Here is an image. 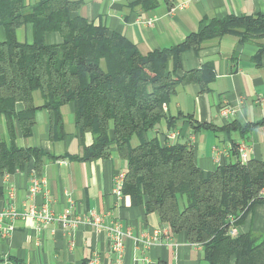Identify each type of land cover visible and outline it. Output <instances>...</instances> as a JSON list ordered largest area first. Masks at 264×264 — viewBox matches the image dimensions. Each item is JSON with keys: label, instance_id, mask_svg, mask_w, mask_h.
Returning <instances> with one entry per match:
<instances>
[{"label": "trees", "instance_id": "16d2710c", "mask_svg": "<svg viewBox=\"0 0 264 264\" xmlns=\"http://www.w3.org/2000/svg\"><path fill=\"white\" fill-rule=\"evenodd\" d=\"M81 6L72 0L33 5L0 0L5 32L0 42V120L6 129L0 134V177L24 171L32 161L40 177L46 160L55 157L17 146L19 133L29 137L37 111L44 109L50 115L51 140L64 139L61 108L73 104L76 127L93 136L81 159H106L115 149L127 165L123 194L133 205L156 214L171 234L185 233L190 243L202 245L209 264H230L233 258L236 264H264L263 236L228 235L264 204V161L228 163L206 173L189 145L148 137L168 119L165 106L179 85L196 81L207 91L214 80L211 69L177 75L181 54L227 35L242 42L264 39V15L214 19L181 45L143 54L122 35L78 15ZM27 25L33 27V42L21 43L17 31ZM49 32L59 33L62 43L47 44ZM263 54L264 45L258 56ZM38 92L40 108L34 101ZM174 120H168L171 128ZM256 126H264V119Z\"/></svg>", "mask_w": 264, "mask_h": 264}, {"label": "crops", "instance_id": "0c3cea01", "mask_svg": "<svg viewBox=\"0 0 264 264\" xmlns=\"http://www.w3.org/2000/svg\"><path fill=\"white\" fill-rule=\"evenodd\" d=\"M26 1L36 4L42 0ZM72 1L82 2L78 15L106 27L111 34L122 35L143 54L181 45L214 19L264 15V0ZM21 29L24 41L18 39ZM19 30V42H33L32 25ZM0 32L2 42L5 32ZM62 41L59 33L45 35L49 45ZM262 45L264 39L242 42L239 36L227 35L204 43L199 51L182 53L177 75L211 69L214 80L207 91L196 81L179 85L165 106L168 119L153 131L154 137L169 145L192 147L196 164L206 173L238 162L236 149L240 145L247 147V162L264 161V126H256L264 119V54L258 56ZM34 101L36 107L43 106L39 92ZM221 109L234 112L224 118ZM61 114L66 134L62 140H51L50 115L44 109L37 111L29 137L19 133L17 146L40 149L55 159L46 160L38 177L44 181L41 191L33 196L29 191L38 176L33 161L24 171L0 177V213L7 211L11 201L20 215L30 206H47L61 214L73 204L72 216L79 218V225L67 229L53 223L39 230L30 218L4 216L0 219V264H15V260L24 264H89L94 260L97 264H117L107 230L115 225L127 232L123 264H209L203 246L190 243L185 233L169 231L168 235L155 236V231L169 230L168 226L156 214L148 215L144 205L135 206L128 196L114 194L117 174L127 171L126 162L115 149L109 158L82 160L93 136L83 135L76 127L73 104L62 107ZM170 119H175L172 128ZM198 124L209 127L195 130L193 126ZM251 126L245 134L240 132ZM5 131L0 120V134ZM90 213L103 217L102 228L97 229L87 219ZM9 226L13 231L6 236ZM236 229L238 235L264 237V204L257 205ZM230 264H236L235 258Z\"/></svg>", "mask_w": 264, "mask_h": 264}, {"label": "built area", "instance_id": "2783aa9c", "mask_svg": "<svg viewBox=\"0 0 264 264\" xmlns=\"http://www.w3.org/2000/svg\"><path fill=\"white\" fill-rule=\"evenodd\" d=\"M234 111L232 109H221L220 114L222 117L227 118L230 114H232ZM175 136V135H173ZM238 153V161L242 162V164L247 163V147L246 145H240L237 149ZM126 172H120L117 174L116 177V186L114 189V194L118 197L124 196L123 194V187L125 182ZM43 180L34 177L32 181V187L29 191V195L33 196L36 193H39L41 191V185L43 184ZM262 197L264 198V190L261 193ZM13 196H11L12 198ZM73 204L64 212L61 214L53 213L47 206L44 207H37V206H30L24 212V214L20 215L14 208H13V202H9L7 206V211L4 213H0V219L4 216L9 217L11 219H15L19 216H22L24 218H30L34 222L37 223L38 229L42 230L45 227L53 224V223H59L61 227L63 228H70L74 229L79 225V218H75L72 216ZM87 219L91 221V223L97 228H102L103 224V217L98 215L97 213H90L87 216ZM109 235H110V241H111V249L112 253L116 256L117 264H123L124 260V253L126 249V245L124 242V237L126 236L127 232H124L123 229L120 226H113L111 228H107ZM13 231V226H9L5 229V235L8 236ZM165 233L168 235L169 230L163 229L155 231V236L160 235L161 233ZM228 235L232 237H237V229L234 227H231L228 231ZM89 264H97V260L89 262Z\"/></svg>", "mask_w": 264, "mask_h": 264}, {"label": "rangeland", "instance_id": "374dc122", "mask_svg": "<svg viewBox=\"0 0 264 264\" xmlns=\"http://www.w3.org/2000/svg\"><path fill=\"white\" fill-rule=\"evenodd\" d=\"M27 2V5H33L34 3L33 2H29V1H26ZM1 29V28H0ZM24 29V28H23ZM23 30L21 29V30H19L18 31V39L20 40V41H24V38H23V32H22ZM1 32H0V40H2V37H1ZM38 94V93H37ZM154 135H155V133L153 132V131H151V132H149V134H148V137L149 138H153L154 137Z\"/></svg>", "mask_w": 264, "mask_h": 264}]
</instances>
